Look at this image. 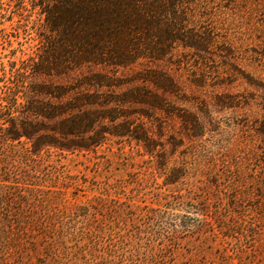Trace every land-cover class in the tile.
Here are the masks:
<instances>
[{
    "label": "rangeland",
    "instance_id": "1",
    "mask_svg": "<svg viewBox=\"0 0 264 264\" xmlns=\"http://www.w3.org/2000/svg\"><path fill=\"white\" fill-rule=\"evenodd\" d=\"M262 1L195 0L215 14L202 10L181 34L165 35L159 46L166 53L157 59L72 64L58 50V72L36 75L25 72L28 58L55 45L45 17L31 0H0V105L7 87H16L17 69L27 76L24 86L62 88L57 98L36 95L61 114L28 119L38 134L69 147L28 155L30 143L4 137L9 119H24L26 108L12 118L2 111L0 167L14 176L3 182L0 172V194L23 197L12 214L36 213L44 203L56 224L104 229V254L95 260L74 250L88 242L78 236L64 259L27 250L0 264H264ZM16 94L19 102L32 95ZM83 111L95 119L84 134L49 130ZM148 209L159 214L148 219Z\"/></svg>",
    "mask_w": 264,
    "mask_h": 264
},
{
    "label": "trees",
    "instance_id": "2",
    "mask_svg": "<svg viewBox=\"0 0 264 264\" xmlns=\"http://www.w3.org/2000/svg\"><path fill=\"white\" fill-rule=\"evenodd\" d=\"M31 1L38 6L40 14L44 15L48 32L53 34L54 41L50 42L55 43L50 51L45 52L41 49L33 57L28 58V68L25 72L36 75L58 72L61 64L58 50H61L69 59L71 58L68 62H73L72 64L91 61L119 65L139 57L160 58L166 53L165 49L159 46L167 44L164 41L167 40L164 38L165 35L181 34L185 29V22L194 18L202 10L204 13L215 14L213 9L195 3V0ZM262 2L264 9V0ZM232 5L236 6V3L229 4V6ZM58 38L60 40L56 43ZM154 39H159V43H156ZM176 40L180 39L176 37ZM13 74L18 81L16 87H7L6 105H0V113L8 112L6 116L10 117L20 107L24 106L26 109L23 113L24 119L18 121L9 119V132L4 133L6 142H17L23 145L30 143V147L24 148L28 155L41 147L69 148L55 135L38 134L37 132H40L37 131L38 123L28 119L30 116L52 118L61 114L63 112L61 107L43 103L36 98V95L43 94L57 98L63 89L59 87L42 89L37 85L27 87L24 86L27 76L21 69L15 70ZM18 88L29 89L32 94L30 99L19 102L21 97L16 94ZM94 120L92 114L83 111L81 116L70 118V121L61 128L49 130L62 138L69 135H81L93 125ZM94 143L98 144L99 141L96 140ZM74 146L85 147L77 144ZM0 172L4 175L3 182H9L6 178L14 176L6 169V165L0 167ZM27 177L28 174L25 179ZM14 178L19 179V177ZM14 183L18 185V182ZM0 196L1 201L6 200V203L4 201L6 207L0 208V258L3 262H6L11 254L19 258L27 250H33V252L41 250L48 259H64L65 255L70 254H66L69 249L67 242L71 237L78 236H82L83 240L86 239L88 242L82 245L76 244L74 247L76 252L88 254L91 260L100 258L104 254L100 244L104 231L102 227L85 224L83 227L76 228L63 223L56 224L55 213L47 211L44 203L37 207L36 213H30L35 214L36 218L23 213L21 209H16V213L12 214L10 210L16 204L14 201L22 200L23 197L18 196L17 199L10 201V198H13L11 194L7 193L3 196L1 193ZM147 214V218L151 219L157 217L159 213L154 209H148ZM122 215L133 218V213L128 211L126 213L123 211ZM115 233L120 236L119 233ZM36 238L40 239L38 243L34 242Z\"/></svg>",
    "mask_w": 264,
    "mask_h": 264
}]
</instances>
